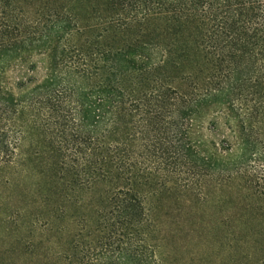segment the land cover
Segmentation results:
<instances>
[{
  "label": "trees",
  "instance_id": "1",
  "mask_svg": "<svg viewBox=\"0 0 264 264\" xmlns=\"http://www.w3.org/2000/svg\"><path fill=\"white\" fill-rule=\"evenodd\" d=\"M257 156L264 0H0V183L22 192L0 264L235 251L264 229L192 203Z\"/></svg>",
  "mask_w": 264,
  "mask_h": 264
},
{
  "label": "rangeland",
  "instance_id": "2",
  "mask_svg": "<svg viewBox=\"0 0 264 264\" xmlns=\"http://www.w3.org/2000/svg\"><path fill=\"white\" fill-rule=\"evenodd\" d=\"M41 75V70L36 72ZM212 129V126L209 127ZM208 139L220 143L221 139L230 140L229 131L222 121H218L217 127L212 132L205 131ZM235 153L237 149L232 148ZM247 172L242 173L235 180L230 179L220 192H216L208 202L195 208H202L207 219L217 224L223 220L234 224L237 228L244 230L264 229V156H257L247 163ZM21 188L17 185L5 187L0 183V252L6 242H12L14 233L12 231V220H7V215L12 214L19 203ZM178 220L182 221V219ZM216 220V221H215ZM229 220V221H228ZM215 221V222H214ZM10 225V226H9ZM249 248L252 252L247 253ZM186 255L180 252L179 259ZM203 257L204 264H264V236L255 238L228 253H218L208 250Z\"/></svg>",
  "mask_w": 264,
  "mask_h": 264
}]
</instances>
